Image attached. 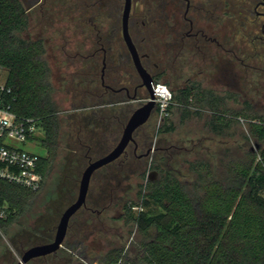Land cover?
I'll return each instance as SVG.
<instances>
[{
    "label": "trees",
    "instance_id": "trees-1",
    "mask_svg": "<svg viewBox=\"0 0 264 264\" xmlns=\"http://www.w3.org/2000/svg\"><path fill=\"white\" fill-rule=\"evenodd\" d=\"M102 1L100 6L99 0H65L64 8L58 10L65 9L67 17L61 23L52 24L57 33L73 30L94 35L93 42L75 47L77 53L68 55L74 62L78 61L68 79L86 86L82 94L86 100L83 107L60 115L53 98L50 67L44 58V43L42 39L21 35L29 25L30 13L21 0H0V68L8 72L6 84L12 89L9 102L18 116L35 119L41 128L40 140L46 148V155L41 157L43 184L47 171L54 168L58 158L62 170L55 195L49 200L55 205L54 210L45 211L33 225L9 234L21 254L32 246L53 241L62 208L76 200L84 169L117 144L130 115L140 105L138 99L148 97L146 90L145 95L142 93L139 81L132 88L116 86L129 87L131 92L140 87L135 98L121 92L109 93L102 84V91L98 89L97 25L102 19L109 28V20L114 17L120 28L122 14L121 0H117L116 6H111L110 0ZM59 2L56 0L54 7ZM153 6L157 7L156 13L152 6L144 9L146 24L141 20L137 31L140 40H134L138 52L148 53L151 58L154 55L145 44L148 40L145 34L150 33L159 42L157 66L154 59L147 58L142 59V64L154 83L161 82L163 75L171 74L170 80L164 83L173 93V102L168 108L170 115L158 125L151 121L154 114L159 119L155 108L150 119L137 129L135 141L125 152L94 172L86 203L70 219L63 247L34 258L29 264H78L77 259L81 257L85 259L84 264H92L85 249L91 236L97 232L116 235L120 227L128 229L130 234L134 226L136 236L126 255L129 264H264V119L252 117L248 121V133H243L245 140L253 138L262 143L260 151L247 148L239 158L223 162L228 153L224 149L219 153L217 164L209 159H185L188 164L185 170L173 161L176 151L181 149L178 144L183 141L172 139L176 130L171 119L174 112L180 113L181 122L207 112L208 130L217 135L227 132L237 119L250 117L228 105L233 93L204 87L196 80L181 86L172 83L184 81L177 76V71L172 72L170 68L169 73L163 68L161 48L166 43L162 38L161 9L158 2ZM88 8H92V13L87 15ZM109 35L104 39L107 48ZM142 35H145L143 40ZM84 49L88 52L79 51ZM120 53L123 63L131 61L128 54ZM76 57L85 59L81 63L85 69L81 66L80 69L81 61ZM111 59L106 79L113 72ZM89 97L94 100L90 101ZM109 97L116 98L109 100ZM153 143L155 151L151 154ZM150 171L157 173L153 180L149 179ZM191 174L193 180L185 178ZM37 192L0 179V202H6L11 209L8 220L0 224L1 230L7 232L11 222L26 213ZM135 207L141 210L136 211ZM116 208L121 212L114 215L112 211ZM10 246L4 243L0 233V264H15ZM122 251L121 247L113 246L95 263L111 264Z\"/></svg>",
    "mask_w": 264,
    "mask_h": 264
},
{
    "label": "rangeland",
    "instance_id": "rangeland-1",
    "mask_svg": "<svg viewBox=\"0 0 264 264\" xmlns=\"http://www.w3.org/2000/svg\"><path fill=\"white\" fill-rule=\"evenodd\" d=\"M137 2H140V11L138 13H135L136 15H133V21H135L134 24H137L138 22L140 25L138 27L141 28V20H143L145 17L144 9H148L152 6L154 8V13H156L157 7L155 8L153 6L155 2L151 0H133L132 10L136 9ZM170 8L173 9L172 4ZM52 13V20L50 21L48 20L39 22L37 19L32 18L27 29L23 31L21 35L25 38L35 40L42 39L44 43V58L46 59L50 67V81L54 88L53 98L59 107L60 115H66V112L74 108L79 109L83 107L82 104H84V101L86 100L83 99L84 97L82 98L83 89L86 86L76 84V82L69 81L68 79L69 73L74 71V69L78 65V61L74 62V60L70 59L68 55L70 53H77V49H75V47H78L79 45L84 46V44H86L87 42H93L94 35H88L79 32L74 33L73 30H68L65 33L55 32L52 24L61 23V21H63L67 16L65 15L64 11H55V9L54 11H52ZM90 13H92V8H88L87 15ZM89 30L92 31L91 29ZM137 34V28L135 30H132V35L134 36V38L136 40H140ZM145 35L148 38V40L145 41V44L148 46L147 48L151 49L152 54L154 55L152 59H154V61H158V59L160 60V57L158 56L159 42L155 41L153 35H151L150 33H146ZM114 46L120 49V51H122L123 53L130 55L122 36L114 40ZM161 49L164 50V46ZM79 51L81 53L88 52L85 49ZM76 58L77 60L81 61L79 67L81 66L83 69H85L84 67L86 66L81 64L86 62L83 61L85 59H82V57ZM162 60L163 58L161 59V61ZM162 63L164 64V61H162ZM98 64L99 66L95 68L96 75L98 77L97 86L98 89L102 91L100 83V73L102 69L100 54L99 56H97V65ZM219 64H222V59L219 61ZM258 65L264 67V55L258 57ZM112 68H117L118 71L117 73L115 72L114 74L109 75V78L106 79L108 83L119 86L128 85L132 88L135 82H141L132 59L131 61L128 60L127 63H122L120 65L115 64ZM233 69L235 70V73H238L239 75H236L235 85H228L227 82L223 80V76L221 75L219 79L215 80L217 83L212 84L211 80L213 75H217L211 74L212 72L209 73V75L206 72H203L200 75H196L195 78L199 79L202 83V86L204 87L212 89L214 88L215 90L217 89V91L223 93L225 91L233 93L234 97L229 99L228 105L232 109L240 111L242 114L247 115L250 118L241 117L240 119H237L236 121H234L232 127L227 130V132L217 135L208 130L206 124V119L208 117L207 112L200 117L195 115L191 116L184 122L180 121V113L174 112L171 119L175 123L176 130L172 136V139L174 141L182 139L183 141L182 143L178 144L181 149H176L177 153L174 155L173 161L175 163H178L182 170H185L188 166V164L184 162L185 159L189 161L198 158L209 159L211 160V162L217 164L219 153L223 152L224 149L227 150L228 153L224 157L223 162H227L229 159H233V157L239 158L241 155H243L244 149L247 148H250L253 151H260L261 148L258 147V145L262 146V143L259 141H255L253 138L245 140V138H243V133H248V121L252 117H258V119L260 120L264 119V77L258 78V86H255L247 81L246 76H248L249 79H252V75L241 68L238 62H234ZM217 72H221V70L215 71V73ZM126 73H129V75H127ZM7 74L8 72L6 69L0 68V83L6 82ZM128 76H133L131 81H128ZM113 77H115L117 81H113L111 79ZM169 80L170 78L168 75H163V77L160 78V81L163 83H166ZM172 83L176 86L184 85V82H181L179 84L177 82ZM168 87L171 88L170 86ZM145 90L146 89L144 87L143 89H141L143 94L145 93ZM89 98L90 101L94 100L92 97ZM113 98L116 97H109L108 99L110 100ZM142 102H145V98L144 101H140V103ZM229 115L232 116L231 112L229 113ZM151 121L156 122L158 125L163 122L159 121L156 114L151 117ZM154 144L155 143H153V146L151 147L149 152L151 154H153L155 151ZM26 147L32 149L42 156L46 155V148L43 146L41 140H38L37 142L31 144L28 143L26 144ZM55 163L56 164H54L53 166L54 168H51L50 171H47L44 184L42 185L40 191L36 193V196L31 200L30 207L27 209L26 213L20 216L18 220L11 222L7 232L0 230V233L3 236L4 243H6L7 245H11L10 249L15 256V264H17L22 254L10 240L9 234L12 235L14 233H17L18 230H21L22 227L33 225L36 219L45 211L48 210L50 213L52 212V209L55 207V205H53V203H49V200L52 196L55 195L54 191L57 186V181L59 179V176L62 175V170L60 169V158H58ZM193 177L194 176L191 174L186 176L185 178L193 180ZM66 207L67 206L62 208V212L64 211V209H66ZM134 209L138 211V207H135ZM120 212L121 209L116 208L113 209L112 214L117 215ZM135 236V226L132 227V231L130 234L128 233V229H122L121 227L119 228L118 234L116 235L115 233L112 234L97 232L93 236H91V238L85 244L87 259H89L90 262L94 264L99 259L104 257L107 251H109V249H111L113 246L121 247L123 250L127 246L129 248ZM77 261L78 264L85 263V259L83 257L77 259Z\"/></svg>",
    "mask_w": 264,
    "mask_h": 264
},
{
    "label": "flooded vegetation",
    "instance_id": "flooded-vegetation-1",
    "mask_svg": "<svg viewBox=\"0 0 264 264\" xmlns=\"http://www.w3.org/2000/svg\"><path fill=\"white\" fill-rule=\"evenodd\" d=\"M21 1L26 11L30 13V19H37L39 22L52 20L51 16L54 8L57 7V11H60L58 9L60 7L64 8L63 3H65V0H60L61 2L59 3H61V5L58 3V5L54 7V2L56 0ZM121 1L122 14L120 28L118 23L114 21V17H111L109 20V28L104 24L102 19L97 25L98 47L96 52L101 55L102 67L100 82L103 88L109 93L118 94L121 92L127 97L135 98L139 93L138 88L140 87L134 88L131 92L130 89H128L129 87L118 88L116 87L117 85L108 83L105 78L108 60L110 61L112 58L111 61L113 65H120L123 63V57L120 59L118 56L121 54L120 49L114 46V40L117 37L122 36L123 38L122 18L125 0ZM151 1L158 2L161 9L160 23H162V38L164 39L163 42L166 43V47H164V52L162 53V61H164L163 68L165 71L169 72L170 68L172 72L177 71V76L183 78L184 83L190 80H199L195 77L203 72H206L208 75L212 72L211 74H217L216 76L213 75L211 80L212 84L217 83L215 80L219 79L221 75L228 85H235L236 75H239L235 73L233 66L234 62H238L239 66L253 77L249 79L248 76H246L247 81L258 86V78L264 77V67L258 65V57L264 55V0ZM110 2L111 6L112 4L116 6L118 3L117 0H110ZM99 3L101 6L103 1L99 0ZM171 4L173 5V9L170 8ZM132 8L133 0L128 19V30L136 46L132 30L137 28V31H140L138 27L140 25L138 22L134 24L133 15H136L135 13L140 11V2H137L135 10H132ZM62 11L65 12V9ZM142 23L146 24L143 20ZM107 33L111 36V40L109 39L110 42L108 44L109 48H107L104 43ZM144 36L145 35H142V40ZM129 56H131V54ZM140 56L141 61L146 58L148 61L152 59L148 53L140 54ZM130 59H132V57H130ZM221 59L222 64H219ZM153 63L157 66L155 61H153ZM220 70L221 72L215 73V71ZM112 71V74H114L115 72L117 73L118 70L117 68H112ZM168 76L170 78L171 74H168ZM111 79L117 81L115 77ZM131 79L132 77H130L128 81H131ZM228 92L229 91H225L224 93ZM138 101H144V98H139ZM260 146L261 145L258 147ZM150 175L151 171L148 172V176Z\"/></svg>",
    "mask_w": 264,
    "mask_h": 264
},
{
    "label": "built area",
    "instance_id": "built-area-1",
    "mask_svg": "<svg viewBox=\"0 0 264 264\" xmlns=\"http://www.w3.org/2000/svg\"><path fill=\"white\" fill-rule=\"evenodd\" d=\"M154 94L159 121H162L170 115L168 108L173 102V93L166 84L157 82L154 83ZM11 96L12 89L6 82L0 83V179L31 191H39L43 185L42 155L27 148L26 144L40 141L42 131L35 119L20 117L12 110L9 102ZM149 98L148 95L145 101ZM10 214L9 205L0 202V224L8 220ZM127 253L128 246L111 264H129L126 260Z\"/></svg>",
    "mask_w": 264,
    "mask_h": 264
},
{
    "label": "water",
    "instance_id": "water-1",
    "mask_svg": "<svg viewBox=\"0 0 264 264\" xmlns=\"http://www.w3.org/2000/svg\"><path fill=\"white\" fill-rule=\"evenodd\" d=\"M131 6L132 0H125L122 18L123 38L127 45V48L130 51L135 69L142 80L140 86L144 87L147 90L150 98L147 101L140 103V105L132 112L117 144L104 156L91 161L84 169L80 179L79 190L76 200L71 203L68 207H66V209L63 211L59 223L57 225L53 241L28 248L26 251L23 252L17 264H28L34 258L54 253L58 249L63 247L70 219L86 203L91 179L94 172L99 168L119 158L125 152L127 147L135 141L134 135L137 129L143 126L150 119V117L155 111L156 104L154 101V79L152 75L148 72V70L143 66L141 56L128 30V19L130 15ZM156 174V171H151L149 179H155Z\"/></svg>",
    "mask_w": 264,
    "mask_h": 264
}]
</instances>
